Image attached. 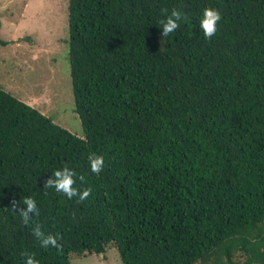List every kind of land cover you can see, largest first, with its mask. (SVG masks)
I'll return each instance as SVG.
<instances>
[{
  "label": "trees",
  "instance_id": "16d2710c",
  "mask_svg": "<svg viewBox=\"0 0 264 264\" xmlns=\"http://www.w3.org/2000/svg\"><path fill=\"white\" fill-rule=\"evenodd\" d=\"M217 33L200 29L205 8ZM183 14L162 39L163 10ZM84 138L0 88V264H264V0H68ZM5 45V42L0 41ZM103 156L93 174L88 156ZM69 167L83 202L44 188ZM83 177V181L79 177ZM25 197V225L9 209ZM37 225L61 250L41 247Z\"/></svg>",
  "mask_w": 264,
  "mask_h": 264
},
{
  "label": "rangeland",
  "instance_id": "374dc122",
  "mask_svg": "<svg viewBox=\"0 0 264 264\" xmlns=\"http://www.w3.org/2000/svg\"><path fill=\"white\" fill-rule=\"evenodd\" d=\"M68 0H0V88L84 138L68 64ZM71 264H121L104 254H70Z\"/></svg>",
  "mask_w": 264,
  "mask_h": 264
},
{
  "label": "clouds",
  "instance_id": "9594fccd",
  "mask_svg": "<svg viewBox=\"0 0 264 264\" xmlns=\"http://www.w3.org/2000/svg\"><path fill=\"white\" fill-rule=\"evenodd\" d=\"M165 18L160 23V35L162 39L168 37L174 33L180 26L179 21L183 18V14L173 9L170 14L168 10H163ZM221 20V14L214 8H205L202 13L200 20V29L202 30L203 36L206 40H211L217 33V26ZM89 167L93 174L98 175L104 168L103 156L96 155L95 153L89 154L88 156ZM75 172L69 167L64 166L62 169L56 170L52 176L45 182L44 188H53L57 193L63 194L68 199L77 197L79 202L86 200L91 194V188H85L79 190L73 185L75 184ZM83 181V177H79ZM21 202L12 201L11 208L9 209L13 213L19 215L25 225L29 224L33 215H38L39 210L36 205V201L31 197H25L22 205ZM33 235L40 241L41 247L56 248L57 250L62 249V245L59 243L60 237L53 234H45L39 225L33 228ZM25 257V264H38L34 255L27 252L21 253Z\"/></svg>",
  "mask_w": 264,
  "mask_h": 264
},
{
  "label": "crops",
  "instance_id": "0c3cea01",
  "mask_svg": "<svg viewBox=\"0 0 264 264\" xmlns=\"http://www.w3.org/2000/svg\"><path fill=\"white\" fill-rule=\"evenodd\" d=\"M28 104V103H27Z\"/></svg>",
  "mask_w": 264,
  "mask_h": 264
}]
</instances>
